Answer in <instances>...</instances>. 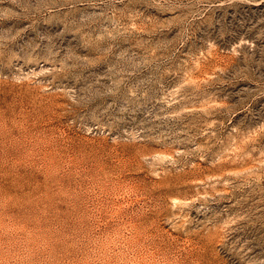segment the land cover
I'll return each instance as SVG.
<instances>
[{"label": "rangeland", "instance_id": "obj_1", "mask_svg": "<svg viewBox=\"0 0 264 264\" xmlns=\"http://www.w3.org/2000/svg\"><path fill=\"white\" fill-rule=\"evenodd\" d=\"M0 264H264V0H0Z\"/></svg>", "mask_w": 264, "mask_h": 264}]
</instances>
